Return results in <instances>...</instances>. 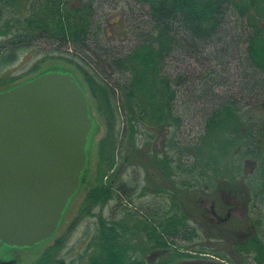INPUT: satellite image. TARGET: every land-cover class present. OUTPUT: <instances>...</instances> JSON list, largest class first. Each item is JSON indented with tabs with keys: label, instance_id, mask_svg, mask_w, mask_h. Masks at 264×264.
Masks as SVG:
<instances>
[{
	"label": "trees",
	"instance_id": "trees-1",
	"mask_svg": "<svg viewBox=\"0 0 264 264\" xmlns=\"http://www.w3.org/2000/svg\"><path fill=\"white\" fill-rule=\"evenodd\" d=\"M130 1L148 5L150 27L136 31L130 49H115V45H108L110 40L100 42L104 39H99L101 25L97 27L94 22V0L69 6L65 5L68 0H0V63H11L21 48L44 40L74 50L71 53L66 49L68 55L83 61V65L78 59L76 62L85 73L91 95L106 100L108 116H114L112 94L116 90L124 94L127 121L120 151L122 163L139 169L142 163L147 165L146 161L156 164L157 177L152 172L149 177L153 184L166 182V168L173 166L172 180L180 183L174 186V211L150 224L154 245L167 248L174 237L190 241L200 237L185 214L190 208L178 203L188 201L192 206L198 196L187 195L184 188L194 190L202 181L213 182L219 166L228 173L236 170L240 174L248 160L254 180L264 183V155L257 154L262 147L256 145V139L264 138V0ZM92 38L94 47L90 45ZM186 57L198 60V71L169 69L171 63L183 62ZM17 79L10 76L4 89L18 85ZM89 110L91 114L90 100ZM108 128L111 130L110 124ZM94 130L95 123L89 142ZM219 131L222 149L232 145L237 155H224L228 151L218 154ZM108 132L101 143L110 146L109 156L102 159L113 166L116 141ZM158 137L161 139L154 145ZM248 140L254 153L251 157L242 154ZM117 175L90 191V203L83 209L85 216L115 193L129 203H133V195L145 194L139 193V175L121 182H117ZM129 214L136 217L139 211ZM143 215L150 220L148 213L143 211ZM134 221L100 219L82 254L84 264H143L136 250L121 242L136 230V224H131ZM63 239H58L59 247ZM198 251H205V247ZM53 252H46L33 264H72Z\"/></svg>",
	"mask_w": 264,
	"mask_h": 264
},
{
	"label": "rangeland",
	"instance_id": "rangeland-1",
	"mask_svg": "<svg viewBox=\"0 0 264 264\" xmlns=\"http://www.w3.org/2000/svg\"><path fill=\"white\" fill-rule=\"evenodd\" d=\"M68 1L69 2H66L65 5L69 6L72 3H77L79 5L82 4L81 0ZM148 10V5L135 4L130 0H94V22L97 27H100L101 25L102 32H100L99 39H104L100 42L107 43V41L110 40L108 45H115V49H121L123 47L130 49L136 41L134 38L136 31L138 29H148L150 27L149 18L146 14ZM90 45L93 47L95 45V40L93 38L90 41ZM69 46L74 47L71 45ZM66 49L70 50L71 53H74V50L69 48H62L44 40H40L38 42H33L28 47L21 48L20 52L17 54L18 58L11 63H0L1 91L6 90L4 89L6 86L5 80H8L10 76H17L18 79L16 82H20L19 84H21L27 81L26 79L53 68H59L60 70H63L62 72L71 73L78 83H81L83 90L89 97L91 106L90 116L93 119V127L95 123L92 140L88 142L90 143L88 147V161L81 174L80 186L69 199L57 230L50 237L34 244L33 246L8 247L2 245L0 247V264H33L46 252L53 251V253L59 255L58 257L66 259L68 262L72 261V264H84L86 259H84L82 254L86 246L92 240L93 235L96 233L100 219L107 220L110 218H116L119 220H125V222L135 220L131 224L134 227L136 224V230L130 231L126 234L121 242L129 245L134 251L136 250V256L138 255L143 258L144 254L153 246V241L151 240V236H149L151 220L142 217L144 209L146 207L149 208V205L153 206V203L156 201V198L150 193L144 197H135V195H133V203H130L132 205L129 206L127 205L129 203L127 198L120 197L118 193L116 194L114 192L115 196L108 200L104 205H97L94 207L92 214L85 216L83 213L85 204L90 203L87 202L90 191L100 183H108V176L113 177L116 173L118 174L117 182H121V180L130 181V179L139 175L141 178V189H139V192L144 191L147 193L145 190L148 191V187H151L149 180L150 173L158 170L159 167L154 163L149 165L148 161H146L147 165L142 163L143 167L140 169L139 166H137L138 168L134 166L127 168V166H124L122 163V154H120V151L123 150L122 137L127 121V111H125L124 108L125 98L123 100L124 94L120 90H116V92L112 94L113 96L110 98V102L112 103L111 106L114 111V116H108L106 113H108L109 107L106 100L102 96H100V99L98 100L91 95L85 79L86 77L84 76L85 73L83 74V70L76 62L78 58L68 55ZM197 61L198 60L193 57H186L183 62H170L169 69H174L175 67L179 70L185 69L192 72L198 71L199 65ZM78 62L83 65L82 60L78 59ZM59 69L58 71H60ZM107 73H110L108 69ZM110 77L108 76V78ZM113 79L111 80L113 81ZM249 89L251 88L249 87ZM251 102L252 104L254 103L253 101ZM109 124L111 130L108 128ZM108 131L113 133L116 141V156L113 166L111 165V161H105L102 159L109 156L110 146L106 144L103 146L101 143L102 139L106 137L107 133H109ZM160 139L161 137H158L157 141L154 142V145H156ZM135 162L138 163L137 161ZM225 162H227V160ZM249 168H252V166H249ZM253 176L255 178L254 174ZM254 181L256 185L258 181ZM160 184V181L155 182L154 187L155 185L160 187ZM144 187H146V189H144ZM184 202L185 203L179 201L178 203L181 204L182 208H190V211L185 212V214L189 215L191 225L197 228L200 237L193 241L181 240L179 237H174L172 241L168 238V247L173 248L170 245L175 244L176 250L184 248L192 251L197 250V252H199L198 249L200 247H206L207 249H211L208 250L210 253H213L212 251H216L217 249L215 247L216 238H214L212 230L209 231L212 228H206L203 226L197 205L189 206L188 204L190 202ZM161 205L162 204H160V206ZM134 207H139V210H135ZM163 208L164 207L161 209ZM134 211H139V214H134ZM129 212H132L136 217L130 215ZM149 212L151 211L149 210ZM180 213L181 215L183 214V212ZM146 232L148 234H146ZM62 237H64V239L59 247L58 239H61ZM179 254L180 253L174 252L164 253L159 258V264H173L174 261L177 262L183 257H178ZM189 255L192 256V258H194L193 256H196L195 258L197 259L201 257L193 255V252Z\"/></svg>",
	"mask_w": 264,
	"mask_h": 264
},
{
	"label": "water",
	"instance_id": "water-1",
	"mask_svg": "<svg viewBox=\"0 0 264 264\" xmlns=\"http://www.w3.org/2000/svg\"><path fill=\"white\" fill-rule=\"evenodd\" d=\"M92 127L87 95L69 72L0 91V247L33 246L57 230Z\"/></svg>",
	"mask_w": 264,
	"mask_h": 264
},
{
	"label": "flooded vegetation",
	"instance_id": "flooded-vegetation-1",
	"mask_svg": "<svg viewBox=\"0 0 264 264\" xmlns=\"http://www.w3.org/2000/svg\"><path fill=\"white\" fill-rule=\"evenodd\" d=\"M221 134L219 131L218 154L223 155V152L228 151L224 155H237V148L232 145L228 146L225 151L222 149ZM256 145L262 147V149L257 150L259 151L257 154L264 155V138L256 139ZM243 148L245 151L242 154H245L246 157L254 155L252 150H249V140L246 141V146ZM247 163L240 174L236 170L228 173L222 166H219L213 182L202 181L195 184L194 190L184 188L187 195L197 193L198 197L192 202L194 206L197 205L199 208L198 212L203 226L212 228L209 231L212 230L214 238H216L215 247L217 249L212 251L214 254L210 253L208 250L211 249L206 247L205 251L197 252V250L192 251L184 248L176 250V245L171 243L170 246L173 248H157L153 242V246L144 254L143 258L141 257V262L143 261V264H159L161 255L174 252L180 253L178 257H183L177 262L174 261L173 264H264V183L255 185L254 176L249 169V160ZM166 169L168 171L166 182L160 180V187L156 185L154 187V184L151 183L147 193L142 195V191L139 192L141 197L150 193L156 198L153 206L149 205V208L144 209L145 214L148 213L151 216L152 224H155L159 217L169 216L174 211L172 209V199L175 195L174 186H179L180 183H174L172 180L174 178L173 166ZM152 173L156 178L157 170L152 171ZM157 189L160 190V193L156 192ZM160 204L162 205L160 206ZM127 205L132 204L128 203ZM162 207L164 208L161 209ZM134 208L139 210V207ZM182 211L180 210V212ZM179 214L181 215V213ZM146 234L148 233L146 232ZM149 234L155 236L152 228ZM3 246L11 247L7 244H3ZM192 252L193 255L201 257L197 259L196 256H193L194 258H192L189 255Z\"/></svg>",
	"mask_w": 264,
	"mask_h": 264
}]
</instances>
